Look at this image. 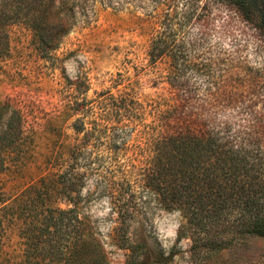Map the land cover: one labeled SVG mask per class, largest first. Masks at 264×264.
I'll list each match as a JSON object with an SVG mask.
<instances>
[{"label":"rangeland","instance_id":"obj_1","mask_svg":"<svg viewBox=\"0 0 264 264\" xmlns=\"http://www.w3.org/2000/svg\"><path fill=\"white\" fill-rule=\"evenodd\" d=\"M91 10L48 51L26 25L10 26V55L0 68V102L9 100L22 110L25 134L0 172V264L11 263L32 223L35 211L25 202L45 196L49 187L50 207L73 208L63 194L88 200L86 213L101 231L111 264H127L130 251L118 245L113 230L117 215L109 196H91L95 177L84 183L76 174L96 168L121 174L135 154L124 149L113 154L91 144L75 158L78 134L73 124L84 105L89 122L99 111V99L176 102L179 114L172 124L192 119L201 129L230 124V134L252 133L264 156L261 1L249 13L236 0H97ZM167 13L182 28L167 53L158 55L149 48L147 19ZM256 173L264 181V164L256 166ZM235 217L229 214L218 225L208 221L207 238L222 240L215 247L194 248L190 233L179 238L185 216L159 207L146 221L139 216L130 236L144 246L146 264H264V236L234 225L224 228ZM68 225L67 220L61 224ZM159 253L161 263L154 261Z\"/></svg>","mask_w":264,"mask_h":264},{"label":"trees","instance_id":"obj_2","mask_svg":"<svg viewBox=\"0 0 264 264\" xmlns=\"http://www.w3.org/2000/svg\"><path fill=\"white\" fill-rule=\"evenodd\" d=\"M95 1L0 0V68L10 55L11 25H26L48 51L76 27L80 16L89 17ZM236 1L245 13L257 1L264 4V0ZM172 20L168 13L153 14L147 19L151 52L163 55L176 41V32L182 25ZM179 106L162 99L104 98L97 101L99 111L93 119L88 122V108L84 105L83 114L73 124L78 134L72 151L75 158L91 144L113 154L122 149L135 154L121 174L116 169L100 168L76 174L84 183L90 176L95 177L91 196H109L111 211L117 215L113 230L118 245L130 251L127 264H146V250L132 240L130 229L139 216L146 221L156 207L181 211L185 221L178 237L190 233L194 248L222 243L221 239L207 238V223L210 220L218 225L233 213L234 223L227 226L224 222V228L234 225L238 231L264 236V181L256 173V166L264 164V156L255 148L253 134L239 133L240 130L230 134L232 125L226 123L221 128L201 129L196 119L172 124ZM24 134L22 110L9 100L1 101L0 172L7 154ZM50 188L45 196L25 202L35 212L10 264H111L101 231L86 213L88 200H74L63 194V199H70L74 207L59 210L47 204L51 200ZM65 220L68 227L61 226ZM2 236L0 229V248ZM162 257L159 253L154 261L161 263Z\"/></svg>","mask_w":264,"mask_h":264}]
</instances>
